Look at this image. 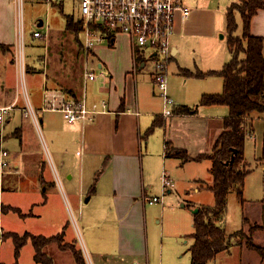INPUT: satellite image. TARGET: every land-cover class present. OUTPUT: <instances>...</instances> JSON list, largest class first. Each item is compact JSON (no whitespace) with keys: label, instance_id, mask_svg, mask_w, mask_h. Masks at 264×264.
Masks as SVG:
<instances>
[{"label":"crops","instance_id":"1","mask_svg":"<svg viewBox=\"0 0 264 264\" xmlns=\"http://www.w3.org/2000/svg\"><path fill=\"white\" fill-rule=\"evenodd\" d=\"M65 2L66 0H63L60 2L61 6L59 5L63 11ZM183 2L191 9V12L188 17H184L181 11H177L176 14L175 31L171 37L172 57L169 62L170 66L173 62L175 67L171 69L168 66L170 67L169 80L171 93L178 102L177 105L175 103L174 108L181 109L187 106L194 112L178 111V113L167 117L163 115V98L161 95L158 98L155 94L157 88H155L153 72L141 81L136 78L138 70L146 66L147 62L139 60L135 56L130 39L126 34L114 33L108 39V45L97 46L90 52H86L87 66L84 79L82 82L81 80L73 81L69 78V72L74 67L73 62L68 58L63 61L59 56L50 57L49 50L46 48L47 35L42 33L41 36H35L32 33L28 36L25 44V31L23 32L19 22L23 0H0V62L4 65L0 71V80L4 81V78L7 77L5 72L8 64L14 65L16 74V68L19 72L17 83H8L6 92L3 89L0 90L2 96L0 107L14 105L7 120L8 123L14 121L8 131L7 139L12 134L15 138L20 139L23 150H33L27 137L30 133H35L34 129L39 131L49 145L48 149L54 166V158H57L66 180L64 186V180L62 181L56 166V171L59 174L57 176L48 177L42 169V173L36 179V194L33 202H30L28 210H24L20 205L0 200V219L2 220H0V229L3 231L0 247L4 242L2 238L4 240L7 236H4V232L13 231L3 227L4 213L10 209L3 210L1 209L2 205L18 207L22 212L19 214L24 218L37 217L36 227L28 226L24 231L35 234H44L42 232L46 225L65 231L67 222H69L66 216L69 211H73L74 206L79 208L82 213L85 228L83 235L85 244L90 250L92 247L98 246L97 241L109 239L108 229L114 225L112 227L113 237L116 240L117 249L113 255L120 256L121 259L131 257L134 258L133 262L137 263L136 256L147 251L146 245L147 247L149 245L150 262L151 241H153V237L156 239L165 232L163 224L166 211L165 206L151 204L146 198L164 191L163 175L167 173L172 178V171L176 173L179 166L183 167L190 162L205 163L209 166L206 172L202 171L204 175L200 177V181L210 183H200L194 189L196 192H201L202 187H205L206 191H212L208 187L214 183L211 159L183 162L180 158L166 156L165 148L167 144H171L186 149L192 156L213 148L216 139L223 130L224 119L229 114V107L224 104L202 105L200 102L204 94L221 92L224 79L216 74L198 77L195 73L221 69L232 58V52L229 44L228 52L225 50L215 51L211 47L205 48L208 40L218 37L215 34L218 27L213 16L209 18V14L205 13L204 9L191 8L185 0ZM70 15L75 19L80 17V15L77 17L74 14ZM43 24L44 19H38V26H43ZM66 25L65 17V30L74 32L68 30ZM251 32L264 38V8L259 9L252 17ZM26 50L32 57V61L30 57L29 62L26 61L24 55ZM188 50L195 53L194 61L188 59ZM207 50L212 51L211 56L207 54L212 58L211 65H204L197 59L199 54L204 55ZM62 56H64L63 52ZM89 60L102 70L99 74L94 69H89ZM89 73L95 74V78L90 79ZM34 75L42 78V85L34 87V94H37L38 100L35 99L33 103L28 81L30 78V82L35 85ZM19 81H22L23 84L24 101H21L19 94ZM14 84H16L17 94L11 99L9 88ZM46 91L50 93L63 92L64 98L83 100L89 106L94 103L102 106L104 102L106 107L104 111L96 113L90 119L74 122H69L59 110H41L40 125L38 126L30 118L24 116V110L27 105H31L34 109H36L35 106H38L41 109L44 105ZM251 120L253 131L247 135L244 150L245 162L250 168V172L245 178L243 199L239 198L237 192L234 191L236 198L233 200L234 205L232 206L229 193L227 210L221 221L228 233L241 231L246 226L257 225L252 238H250L255 246L242 241L232 242L229 249L220 252L208 264H264V114L254 115ZM155 122L157 126L149 132ZM159 134L162 135L164 146V150L160 153L154 151L152 147L153 140L159 137ZM1 137L2 141L0 140V142L3 145L6 137L2 135ZM170 159H176L178 162L171 165L169 164ZM15 167L18 168L19 165H15ZM196 174L198 173L194 172V175ZM172 180L175 186L174 178ZM74 181L78 183L77 186ZM48 182L53 186V192H51L53 195L47 193L46 183ZM196 182L198 181L196 180ZM43 184L46 189L40 193V185ZM173 187L167 191L171 192ZM87 191L89 195L86 197ZM39 193L42 195L40 198ZM214 203L199 202L197 205H214ZM36 207L38 210L34 211ZM86 209H88L87 212ZM61 212L65 217L63 219ZM194 215L195 212L192 214L193 221ZM45 216L49 224H47ZM234 221L237 223L234 224ZM151 222L154 223L153 227L150 225ZM102 226L103 229H101ZM147 226L149 234H147ZM145 228L146 236L144 237L142 232L145 231ZM193 232L194 229L189 233L190 237ZM64 238L66 240V233ZM19 261L18 264H22V260ZM0 264H14L11 260L7 261L3 258L1 249Z\"/></svg>","mask_w":264,"mask_h":264},{"label":"rangeland","instance_id":"2","mask_svg":"<svg viewBox=\"0 0 264 264\" xmlns=\"http://www.w3.org/2000/svg\"><path fill=\"white\" fill-rule=\"evenodd\" d=\"M232 1L233 0H185V2L191 8L193 7L195 9H204L205 13L209 14V18L213 16V20L215 21L218 27L217 32L215 33L218 37L213 40H208L206 42L207 44L205 45V48L211 47L215 51L218 50L221 52L225 50V52H228L227 7ZM67 14H74V16L76 17L80 15V8L78 6V3H74V0H66L64 11L59 7V5H55L54 3L50 5L47 4L46 0H23L22 10L20 9L19 14V22L21 28H23V32L25 31V44L30 34L32 35L35 30L41 31V33L47 35L48 42L46 44V48L47 50H49L48 52L50 54V57L56 58L57 56H59L60 59H62L63 61H65V58L71 59L74 64V67L73 70L69 72V78L73 81L81 80L82 82L84 79L85 68L87 66V55L84 51V48L80 47V43L78 41V38H76L75 32L65 30V17ZM41 18L44 19V24L43 26H38V19ZM237 21L240 23V26L235 32V34L241 35L242 20L239 12H237ZM80 38L81 40H83L84 38L83 31L80 35ZM106 45H108L107 41L99 44L98 46ZM62 52L64 56H62ZM151 53L152 50L150 48L137 49L138 59L146 60L147 62L146 66L140 68L136 74V78L138 81L147 78L149 74H151L154 70L153 58L150 56ZM207 54H210L211 56L212 51L207 50L205 51L204 55H198L197 53V59L200 63L203 62L202 64L204 65H211L213 63L211 60L212 58L208 57ZM24 55L26 57V61H28L30 54L27 52V50ZM187 57L191 61H194L196 59L195 53H193L191 50H188ZM30 60L32 61V57H30ZM88 63L89 69H94L97 74L102 71L91 60H89ZM3 66L4 65L0 62V71L3 69ZM170 67L171 69L172 67H175L173 62ZM170 67H168V91L177 105L178 102L170 90ZM14 70V65L12 66L11 64H8L6 66L5 73L7 77L4 78V81L2 79L0 80V90L3 89L6 92V87H8V83H17V74L19 73L18 68H16L17 74ZM33 77L35 78L36 84L33 85V83L30 82V78L28 84L30 83V97L34 103L35 99L38 100L37 94H34V87H41L42 78L36 75H34ZM15 85L16 84H14L13 87L9 88V91L12 95L11 99H13L17 94ZM18 90L21 97V101H24L25 96L22 81H19ZM155 94L156 96H158V98H160L158 90L157 92H155ZM1 97L2 96L0 95V99ZM35 108L39 117H41V109L38 106H35ZM8 118L9 116L6 117V121L3 126L0 123V136L2 135L6 137L5 143L3 142V145L10 151L9 155L7 156V159L11 162L9 166H6L3 169V173L0 174V200L1 202L4 201L5 203L20 205L24 210H28L29 204L30 202H33L34 196L36 194V179L42 173V169L45 171L48 177L53 175L57 176V174L59 173L62 178V181L64 180L63 184H66V180L63 175L62 167L58 163V159L54 158L55 166L58 170L57 173L51 158V154L49 153V145L45 142V138L41 136L39 131L34 129L35 133H30L27 137V141L31 142L33 150H23L22 145L20 144V139L15 138L12 134L7 139L8 131L11 129L14 123V121L8 123ZM41 126L44 131L43 124ZM152 147L154 151H158L159 153L164 150L162 135L159 134V137L153 140ZM177 162L178 161L176 159H170L169 164L173 165ZM15 165H19V167L17 168L15 167ZM208 166L209 165H206L205 163L201 164L197 162L186 163L183 167L179 166V169L176 173L173 171L171 173L172 178H174V181L176 183L172 191L168 192L167 189L164 188V191L158 194V196L163 198V202H157L156 204H159L158 206H165L166 211L165 223L163 224V226H165V232H163L161 236H158L156 239H154L153 237V241H151L150 239V262L149 245L148 247L146 245L147 251L140 253L136 256L135 260L138 261L137 263L133 262L134 258L128 257V259H125L126 257H124V259H121L120 256L115 257V255H113L114 251H116L115 249H117L116 240H114L113 237L114 230L112 227L114 225L110 226L111 228L108 229L109 239L105 241H97L96 243L98 246H94V248L92 247V250H90L85 244V238L83 235V233H85V228L82 220V213L79 208L74 207L73 205V211H69V214L66 216V219L69 221L67 222V227L65 228L66 240H68L69 243L74 244L75 249L77 251L82 249L87 264H191L190 244L194 242V239L193 237L189 236V233H191L194 229L192 225V214L194 212L193 209L199 208V206L202 205H197V203L199 202L214 203V193L212 191H206L205 187H202L201 192H196L194 189L195 186L198 184L200 185V183H210L204 182L203 180L200 181V177H203L204 175L202 171L206 172ZM194 172H197L198 174L194 175ZM187 176L188 178H186ZM177 177H179L181 181ZM195 178H197L196 180L198 182L194 180ZM56 180L58 185L60 186L57 177ZM74 184L75 186L78 185L76 181H74ZM46 185L48 190L47 193L48 195H51V192H53V186L50 182L46 183ZM40 187V193H42V191L46 189L45 184L40 185ZM234 191L235 190H232L230 192V200L232 206L234 205L233 200L236 198V191ZM88 195L89 192L87 191L86 197ZM40 197H42L41 194L39 195V198ZM35 210H38V207H36L34 211ZM87 211L88 209H86V212ZM63 217L64 214L63 212H61V218L63 219ZM44 218L47 220L46 216ZM36 220H38L37 217L28 216L24 218L19 214L18 211L10 209L8 212L4 213L3 227L5 229L8 228L9 230H13L10 232H17L18 234L22 235L26 227H36ZM233 223L235 224L237 222L234 221ZM47 224H49L48 220ZM150 225L153 227L154 223L151 222ZM50 227L49 225H46L42 233L50 235L61 231V228L58 229L57 227ZM256 228L257 227L254 225H251V227L246 226L243 230L239 232V235L234 237L233 242H245L247 238H252L253 231ZM101 229H103V226L101 227ZM2 232L3 231L0 229V239L3 235ZM147 234H149L148 226ZM142 236H146V228L145 231L142 232ZM2 241L4 242L1 245L2 247H0V249L2 250L3 258L7 261L11 260L12 262H14V264H18L19 260H22V264H41L40 262L35 260V248L31 239H28L27 243L22 246L18 257L16 256V243L13 236L7 235L4 240L2 238ZM98 249L102 252L97 251ZM46 251L54 257L55 262L57 264H78L72 250L68 248L62 249L61 247H59V244L57 242L50 243V245L46 247Z\"/></svg>","mask_w":264,"mask_h":264},{"label":"trees","instance_id":"3","mask_svg":"<svg viewBox=\"0 0 264 264\" xmlns=\"http://www.w3.org/2000/svg\"><path fill=\"white\" fill-rule=\"evenodd\" d=\"M62 3L56 5L61 6ZM62 8V7H61ZM264 8V0H235L227 9L228 44L232 52L230 61L219 70L195 73L198 77L207 75H220L224 79L223 90L219 93L204 94L202 105L224 104L229 107V114L224 119L223 130L216 139L210 151H204L192 156L184 148H178L167 144L165 154L169 157L180 158L186 161H201L211 159L213 165L211 172L214 175V183L208 186L215 196L214 205H202L194 215V232L191 234L194 243L191 245V264H208L209 261L230 248L234 237L240 231L228 233L222 224L223 216L227 210V196L235 190L239 198L243 199L245 178L250 168L245 162V142L247 135L253 131L252 116L264 114V55L262 36L251 32L252 17L259 9ZM239 12L242 20V34L236 35L239 28L236 12ZM68 30H73L76 38L83 48L80 35L85 27L81 17L75 19L67 14ZM192 113L194 110L184 106L175 109L178 113ZM156 122L149 129L153 131ZM237 150L234 159L228 161L234 150ZM14 209L22 213L18 207L2 205L1 209ZM257 227V225H254ZM12 235L16 243V256L18 257L22 246L31 239L35 248V260L41 264H56L52 255L46 251V247L52 242H57L62 249H71L78 264H87L82 250L77 251L74 244L64 238L65 231L46 236L29 231L22 235L17 232H6L4 236ZM246 243L253 244L250 239Z\"/></svg>","mask_w":264,"mask_h":264},{"label":"built area","instance_id":"4","mask_svg":"<svg viewBox=\"0 0 264 264\" xmlns=\"http://www.w3.org/2000/svg\"><path fill=\"white\" fill-rule=\"evenodd\" d=\"M63 0H46L47 4L60 3ZM80 8V17L85 27L82 40L85 52H90L99 44L108 41L114 33L126 34L131 42L133 53L137 57V49H151L153 58V79L164 102L163 115L172 116L175 112V101L168 91V66L172 57L171 37L175 31L176 14L181 11L184 17L190 15L191 9L183 0H74ZM35 30V36H41ZM110 41V40H109ZM90 79L95 74H88ZM106 104L94 103L89 106L85 101L64 98V93L45 92L44 110H59L69 122L92 118L96 113L104 111ZM14 105L0 107V123L3 126ZM24 116L40 125V117L36 110L27 105ZM2 141V137L0 138ZM9 151L0 142V174L9 166ZM164 188L174 186L172 178L163 175ZM149 203L163 202V198L154 195L146 198Z\"/></svg>","mask_w":264,"mask_h":264},{"label":"water","instance_id":"5","mask_svg":"<svg viewBox=\"0 0 264 264\" xmlns=\"http://www.w3.org/2000/svg\"><path fill=\"white\" fill-rule=\"evenodd\" d=\"M40 25H41V24H40ZM236 152H237V150L235 149L234 152H233V154H232V156H231V158H230L228 161H226V163H230V162L233 161ZM87 199H88V198H87ZM199 209H200V208H195V209H193V211H194L195 213H197V212L199 211Z\"/></svg>","mask_w":264,"mask_h":264}]
</instances>
